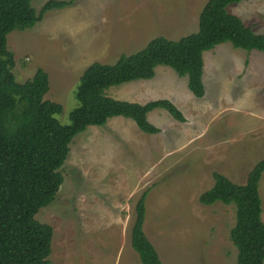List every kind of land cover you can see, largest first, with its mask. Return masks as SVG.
<instances>
[{"label": "rangeland", "instance_id": "obj_1", "mask_svg": "<svg viewBox=\"0 0 264 264\" xmlns=\"http://www.w3.org/2000/svg\"><path fill=\"white\" fill-rule=\"evenodd\" d=\"M46 1L30 2L38 12ZM205 1L74 0L48 10L32 27L7 34L12 73L22 82L37 68L46 71L50 88L44 98L61 104L55 117L68 124L87 66L114 63L155 36L177 39L197 31ZM227 8L264 33V0ZM202 80L205 94L196 97L187 76L158 65L150 79L106 90L125 101L167 98L185 121L156 108L147 117L158 133H145L132 119L114 116L73 138L55 200L35 216L53 228L48 264H141L130 244V228L136 200L145 190L143 229L160 264H235L237 252L229 239L234 204L206 205L198 197L212 187L213 171L245 183L248 171L264 158V52L220 43L203 52ZM39 119L36 108L25 105L20 125L35 131ZM18 154L26 176L37 177V156L26 146ZM259 193L264 222V173Z\"/></svg>", "mask_w": 264, "mask_h": 264}, {"label": "trees", "instance_id": "obj_2", "mask_svg": "<svg viewBox=\"0 0 264 264\" xmlns=\"http://www.w3.org/2000/svg\"><path fill=\"white\" fill-rule=\"evenodd\" d=\"M31 0H0V264H48L53 228L36 219L39 209L55 200L64 180L62 167L73 138L88 126H102L114 116L130 118L145 133L160 129L147 114L164 109L180 122L183 111L171 100L158 98L146 102L125 101L107 95L113 85L138 79H150L158 65H167L179 76H187V86L196 97L205 94L203 52L230 42L233 47L264 52V33L255 32L228 6L243 0H206L198 15L197 31L171 39L163 35L150 39L144 47L121 54L114 63L93 62L79 77L75 96L79 105L69 113V123L55 117L60 103L44 98L50 88L48 74L37 68L25 81L12 73L14 54L7 49L6 36L25 30L39 21L45 12L70 5L74 0H47L38 12ZM25 105L40 113L35 131L24 130L20 123ZM26 146L37 156L41 171L37 177L26 176L18 149ZM264 173V158L248 171L245 183H234L213 171L212 187L199 194L202 204L216 201L234 204L235 223L229 239L236 248L235 264H264V222L259 182ZM143 191L134 206L130 244L141 264H160L156 248L146 236L145 197Z\"/></svg>", "mask_w": 264, "mask_h": 264}, {"label": "crops", "instance_id": "obj_3", "mask_svg": "<svg viewBox=\"0 0 264 264\" xmlns=\"http://www.w3.org/2000/svg\"><path fill=\"white\" fill-rule=\"evenodd\" d=\"M146 102V101H145ZM138 255V254H137Z\"/></svg>", "mask_w": 264, "mask_h": 264}]
</instances>
